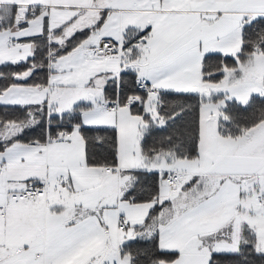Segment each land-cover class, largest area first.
<instances>
[{"label": "snow or ice", "instance_id": "1", "mask_svg": "<svg viewBox=\"0 0 264 264\" xmlns=\"http://www.w3.org/2000/svg\"><path fill=\"white\" fill-rule=\"evenodd\" d=\"M0 264H264V0H0Z\"/></svg>", "mask_w": 264, "mask_h": 264}]
</instances>
